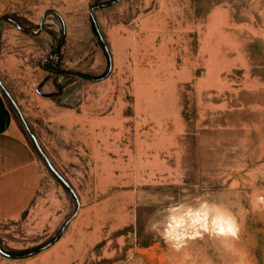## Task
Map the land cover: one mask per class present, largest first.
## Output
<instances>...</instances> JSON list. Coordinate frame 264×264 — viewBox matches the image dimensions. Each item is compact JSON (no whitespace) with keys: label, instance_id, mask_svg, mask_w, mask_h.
I'll return each mask as SVG.
<instances>
[{"label":"rangeland","instance_id":"1","mask_svg":"<svg viewBox=\"0 0 264 264\" xmlns=\"http://www.w3.org/2000/svg\"><path fill=\"white\" fill-rule=\"evenodd\" d=\"M0 83L40 167L0 264H264V0H0Z\"/></svg>","mask_w":264,"mask_h":264},{"label":"crops","instance_id":"2","mask_svg":"<svg viewBox=\"0 0 264 264\" xmlns=\"http://www.w3.org/2000/svg\"><path fill=\"white\" fill-rule=\"evenodd\" d=\"M39 183V162L0 95V221L23 213L34 200Z\"/></svg>","mask_w":264,"mask_h":264},{"label":"water","instance_id":"3","mask_svg":"<svg viewBox=\"0 0 264 264\" xmlns=\"http://www.w3.org/2000/svg\"><path fill=\"white\" fill-rule=\"evenodd\" d=\"M0 87L4 93V95L6 96V98L11 102V104L13 105V107L15 108V110L17 111V113L20 115V112L18 110V107L16 106L15 102L11 99L10 95L7 93V91L2 87L1 83H0ZM34 145L36 147V149L41 153L37 142L34 140ZM47 165L49 167V169L52 171V173L58 178V180L62 183V185L68 190L70 191V193L74 195L72 189L69 187L68 183H66V181L64 179H62V177H60V175L58 173H56V171H54V169L50 166V164L47 162Z\"/></svg>","mask_w":264,"mask_h":264},{"label":"bare ground","instance_id":"4","mask_svg":"<svg viewBox=\"0 0 264 264\" xmlns=\"http://www.w3.org/2000/svg\"><path fill=\"white\" fill-rule=\"evenodd\" d=\"M224 228H225V230L228 231V232H229V229H231V227H230L229 225H225ZM218 229L220 230V229H222V227L219 225V226H218ZM231 232H232V229H231Z\"/></svg>","mask_w":264,"mask_h":264},{"label":"snow or ice","instance_id":"5","mask_svg":"<svg viewBox=\"0 0 264 264\" xmlns=\"http://www.w3.org/2000/svg\"><path fill=\"white\" fill-rule=\"evenodd\" d=\"M229 232L231 233V229H229ZM221 234H223V229H221Z\"/></svg>","mask_w":264,"mask_h":264}]
</instances>
